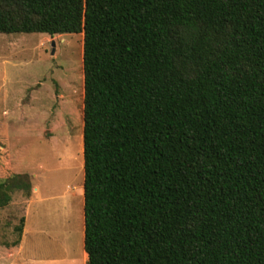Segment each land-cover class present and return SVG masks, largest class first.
<instances>
[{"label": "trees", "instance_id": "trees-1", "mask_svg": "<svg viewBox=\"0 0 264 264\" xmlns=\"http://www.w3.org/2000/svg\"><path fill=\"white\" fill-rule=\"evenodd\" d=\"M19 33L83 34L86 264H264V0H0Z\"/></svg>", "mask_w": 264, "mask_h": 264}, {"label": "rangeland", "instance_id": "rangeland-1", "mask_svg": "<svg viewBox=\"0 0 264 264\" xmlns=\"http://www.w3.org/2000/svg\"><path fill=\"white\" fill-rule=\"evenodd\" d=\"M82 56V33L0 34V180L27 173L32 184L0 211V240L25 219L20 251L0 246V264L86 260Z\"/></svg>", "mask_w": 264, "mask_h": 264}, {"label": "crops", "instance_id": "crops-1", "mask_svg": "<svg viewBox=\"0 0 264 264\" xmlns=\"http://www.w3.org/2000/svg\"><path fill=\"white\" fill-rule=\"evenodd\" d=\"M5 110V109H4ZM7 110V109H6ZM8 112H6V114H7ZM15 174H17V173H15ZM22 241V240H21ZM17 247V248H16ZM16 247H13V250H15V249H17L18 251H20V249L19 248H21V242H20V244L18 245V246H16ZM85 254V255H84ZM10 257H15V255H12V254H10L9 255ZM86 256V257H85ZM83 258L85 259L86 258V260H84V262H83V264H86V262H87V260H88V256L86 255V252L84 251L83 252ZM17 260V259H16Z\"/></svg>", "mask_w": 264, "mask_h": 264}, {"label": "water", "instance_id": "water-1", "mask_svg": "<svg viewBox=\"0 0 264 264\" xmlns=\"http://www.w3.org/2000/svg\"><path fill=\"white\" fill-rule=\"evenodd\" d=\"M54 51L52 50V53H53Z\"/></svg>", "mask_w": 264, "mask_h": 264}, {"label": "bare ground", "instance_id": "bare-ground-1", "mask_svg": "<svg viewBox=\"0 0 264 264\" xmlns=\"http://www.w3.org/2000/svg\"><path fill=\"white\" fill-rule=\"evenodd\" d=\"M87 255V254H86Z\"/></svg>", "mask_w": 264, "mask_h": 264}]
</instances>
